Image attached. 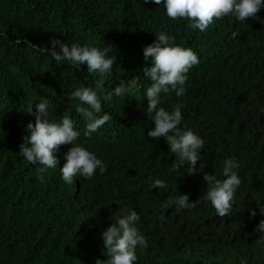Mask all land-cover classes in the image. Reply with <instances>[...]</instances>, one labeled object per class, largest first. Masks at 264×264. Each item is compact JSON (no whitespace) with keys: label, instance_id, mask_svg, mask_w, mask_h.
<instances>
[{"label":"trees","instance_id":"16d2710c","mask_svg":"<svg viewBox=\"0 0 264 264\" xmlns=\"http://www.w3.org/2000/svg\"><path fill=\"white\" fill-rule=\"evenodd\" d=\"M264 18V9L258 13ZM189 21L172 20L163 5L144 0H0V264H95L107 260L102 240L115 219L135 210L147 248H138L137 264H264V243L256 231L264 215V24L249 18L215 20L206 32ZM166 32L175 44L193 48L200 63L188 74L186 93L170 92L161 106L182 103L184 120L205 141L204 172L223 179L227 158L239 163L241 186L229 215L220 216L206 199L203 173L187 174L154 127L147 112L143 48ZM91 42L116 56L102 77L104 92L123 81L127 91L104 104L113 117L90 138L76 113L71 93L94 85L99 73L87 66L57 63L51 41ZM59 51V48L56 49ZM47 98L49 119L72 118L81 132L78 143L101 158L107 171L80 186L62 179L60 167L71 145L60 147V160L45 182L14 143V121H2L21 104L27 110ZM102 115V114H101ZM166 188H152L155 180ZM189 196L188 208L169 200ZM251 210L257 215L251 216Z\"/></svg>","mask_w":264,"mask_h":264},{"label":"clouds","instance_id":"9594fccd","mask_svg":"<svg viewBox=\"0 0 264 264\" xmlns=\"http://www.w3.org/2000/svg\"><path fill=\"white\" fill-rule=\"evenodd\" d=\"M144 3L163 5L170 19L188 20L189 27L200 32H206L215 20L225 17H235L242 24H246L249 18L264 24V18L258 15L264 9V0H144ZM49 52L57 63L86 65L88 73H99L101 77L94 85L79 87L71 93V98L78 101L76 113L85 121L83 135L90 138L113 119L110 113L105 112L104 104L112 102L114 97H123L127 91V85L120 81L113 91L104 92L105 81L102 77L112 71L116 56H110L107 48L95 46L91 42L69 45L60 40L51 41ZM143 57L146 63H151V67L143 69V74L150 81V86L145 90L147 112L154 114V127L148 131L147 136L154 140L164 138L176 157L172 171H180L187 165L188 175L203 173V179L207 183L206 199L220 216L229 215L242 183L238 174V161L235 158L224 160L223 179L204 172L205 164L201 163L197 167V162L203 160L201 150L205 141L187 124H182L184 105L176 103L172 110L161 106L162 97L170 92H175L177 97L185 95L188 74L200 63L197 52L191 47L175 44L166 32H160L152 44L143 48ZM49 104L47 98H42L39 103L34 104L35 112L33 105L28 108L27 112L35 116L34 123L29 122L25 115L22 116L24 111L21 104L2 121H14V143L24 139L19 154L35 166L41 183L45 182L49 170L59 165L57 153L60 147L63 149V145H71L64 154L66 163L60 167V171L65 183H77L79 189L80 177L91 179L97 174V170L102 175L107 168L95 152L78 143L81 132L72 118L64 116L60 120L49 119ZM166 187V182L160 179L152 184V188ZM169 204L178 208L191 206L187 194L170 199ZM260 214L264 215V209L260 208ZM256 215V211L251 210V216ZM113 217L111 225L102 232L107 260L97 259L95 264H137V249L148 247L147 239L139 228L140 214L130 210L126 215L115 219ZM256 231L260 233V242L264 243V219L260 220Z\"/></svg>","mask_w":264,"mask_h":264}]
</instances>
